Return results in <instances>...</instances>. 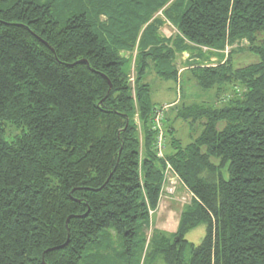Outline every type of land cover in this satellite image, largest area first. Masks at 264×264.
I'll return each mask as SVG.
<instances>
[{
  "label": "trees",
  "instance_id": "16d2710c",
  "mask_svg": "<svg viewBox=\"0 0 264 264\" xmlns=\"http://www.w3.org/2000/svg\"><path fill=\"white\" fill-rule=\"evenodd\" d=\"M11 1L0 0V264H264V0ZM165 21L175 36L161 35ZM244 40L192 68L232 106H172L191 142L165 126L157 158L144 77L177 79L179 54ZM236 53L257 61L237 67ZM169 166L193 201L176 233L147 245ZM201 225L195 246L186 236Z\"/></svg>",
  "mask_w": 264,
  "mask_h": 264
},
{
  "label": "rangeland",
  "instance_id": "374dc122",
  "mask_svg": "<svg viewBox=\"0 0 264 264\" xmlns=\"http://www.w3.org/2000/svg\"><path fill=\"white\" fill-rule=\"evenodd\" d=\"M41 3L48 2V0H33ZM13 0L9 3L12 4ZM56 17H59V13H55ZM160 18L163 19L162 14H159ZM165 20V19H163ZM162 36L170 38L175 36L178 32L177 29L168 21H165V25L160 29ZM260 39H264V35L260 36ZM248 44L247 40L235 43L233 46H229L224 51L216 49L203 48L202 52L204 58H209V62L206 63L199 55H203L200 51L194 48L192 51H187L179 54L176 59V66L179 71V77L177 79H164L154 73H148L144 77V81L149 84L151 91V104L154 107L158 106L159 118L154 117L152 119L151 128L156 133V141L154 150L157 158H163L168 149V144L165 134V126L172 127L176 131V136L181 140L182 145L186 146L191 142L190 127L180 120H175L174 113L175 108L172 106L180 103L179 105H207L216 108H223L232 106L231 98H233L232 92H227L222 97L219 96L217 88L211 90H200L196 87V77L192 73V68L197 66L199 60L203 65H214L217 62L230 55V52L235 48H240ZM195 47V46H193ZM126 57L131 58V70L130 75L132 78L136 77L135 72V61L137 56V50L126 53ZM199 57V58H198ZM198 58V59H197ZM257 61V58L250 53H236L235 63L237 67L246 66L252 62ZM236 91L240 94L243 92V86L239 85ZM230 93V94H229ZM229 95V96H228ZM221 98V99H220ZM237 98L242 99V95ZM179 106V107H180ZM156 111V112H157ZM138 112V111H137ZM167 114V119H164V115ZM138 116V114L136 115ZM137 123V135L140 141L141 150H145V135L143 133L142 124L138 121L139 117H135ZM199 132V130H198ZM196 131V133H198ZM194 134V133H193ZM195 136V134H194ZM12 140V139H10ZM163 154V157L161 156ZM193 201L192 194L185 188L182 180L178 173L172 166H169L165 170L164 183L162 185L160 200L156 210H150V221L149 227L144 229L145 236L147 238V245L150 243L152 237L159 232H166L173 234L177 232L181 213L184 207L191 204ZM206 235V226L201 225L190 231L186 236V240L195 246L202 243ZM145 247V251L147 248ZM145 254H143V260L141 264H144ZM145 264H151L149 261ZM160 264V263H156Z\"/></svg>",
  "mask_w": 264,
  "mask_h": 264
},
{
  "label": "built area",
  "instance_id": "2783aa9c",
  "mask_svg": "<svg viewBox=\"0 0 264 264\" xmlns=\"http://www.w3.org/2000/svg\"><path fill=\"white\" fill-rule=\"evenodd\" d=\"M159 112L157 111L156 112V118H159L160 117V115L158 114ZM162 157H163V154L161 155Z\"/></svg>",
  "mask_w": 264,
  "mask_h": 264
},
{
  "label": "bare ground",
  "instance_id": "6f19581e",
  "mask_svg": "<svg viewBox=\"0 0 264 264\" xmlns=\"http://www.w3.org/2000/svg\"><path fill=\"white\" fill-rule=\"evenodd\" d=\"M189 123V122H188ZM157 159V158H156Z\"/></svg>",
  "mask_w": 264,
  "mask_h": 264
}]
</instances>
